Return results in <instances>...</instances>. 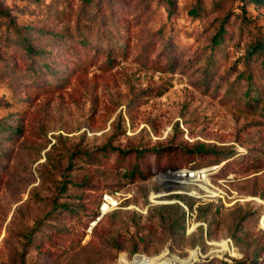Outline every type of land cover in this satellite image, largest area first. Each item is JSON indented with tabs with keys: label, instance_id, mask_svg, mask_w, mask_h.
I'll return each instance as SVG.
<instances>
[{
	"label": "rangeland",
	"instance_id": "rangeland-1",
	"mask_svg": "<svg viewBox=\"0 0 264 264\" xmlns=\"http://www.w3.org/2000/svg\"><path fill=\"white\" fill-rule=\"evenodd\" d=\"M253 45L264 0H0V264H264Z\"/></svg>",
	"mask_w": 264,
	"mask_h": 264
},
{
	"label": "built area",
	"instance_id": "built-area-1",
	"mask_svg": "<svg viewBox=\"0 0 264 264\" xmlns=\"http://www.w3.org/2000/svg\"><path fill=\"white\" fill-rule=\"evenodd\" d=\"M192 168H181L177 170H171V173L174 174H186L188 173L189 178L195 180V182H201L204 181L211 173H214L216 171V166H211L208 168H195L193 170H190ZM125 196H122L121 192L114 191V192H105L102 197V201L99 206V216L97 219H100L105 214L121 208L123 206L125 207H131V205L127 206L124 205V198Z\"/></svg>",
	"mask_w": 264,
	"mask_h": 264
},
{
	"label": "bare ground",
	"instance_id": "bare-ground-1",
	"mask_svg": "<svg viewBox=\"0 0 264 264\" xmlns=\"http://www.w3.org/2000/svg\"><path fill=\"white\" fill-rule=\"evenodd\" d=\"M218 166H216L217 168ZM212 174V173H211ZM169 177L171 178H175L176 180H173L172 182H175V183H180L182 185H194V187L192 188L191 192L192 194H195L197 196H200L201 195V192L200 190H204L206 192H209L210 195H212V191L208 188L207 185H205V181L209 179V177H207L204 181H201V182H195V180L189 178V175L188 173L186 174H170ZM152 197H156V196H152ZM154 198H152L153 201H156L154 200ZM224 249H226L228 247L227 243L226 242H221L219 243ZM166 254V251L163 252L162 254L158 255L157 257H145V256H140V255H137L136 259L134 260V262L132 264H138L137 262L140 260V261H143V262H151L152 260L154 261L155 264H186V263H190L192 258H186V259H181L179 257H169V258H165V259H162V257H164ZM196 254L194 253L193 254V257H195ZM122 261L123 262H126V257L124 255H122ZM156 259V261H155ZM152 263V264H154Z\"/></svg>",
	"mask_w": 264,
	"mask_h": 264
},
{
	"label": "trees",
	"instance_id": "trees-1",
	"mask_svg": "<svg viewBox=\"0 0 264 264\" xmlns=\"http://www.w3.org/2000/svg\"><path fill=\"white\" fill-rule=\"evenodd\" d=\"M217 39H216V41L217 42H221V39L220 38H222V37H216ZM27 48H28V52L29 51H32L33 50V46L31 45V44H27ZM252 51L253 52H262V51H264V45H261V46H257V45H253L252 46ZM228 157H226V158H224L223 160H225V159H227ZM181 168H186V166H178V167H173V168H170V169H173V170H177V169H181ZM187 168H195V166H188ZM101 201H102V197L100 198V202H99V205H100V203H101ZM116 210V209H115ZM114 211V210H113ZM100 211H98V213H99ZM112 212V211H111ZM110 213V212H109ZM109 213H107V214H109ZM97 214V213H96ZM106 215V214H105ZM94 217V216H93ZM233 264H238V263H233Z\"/></svg>",
	"mask_w": 264,
	"mask_h": 264
}]
</instances>
